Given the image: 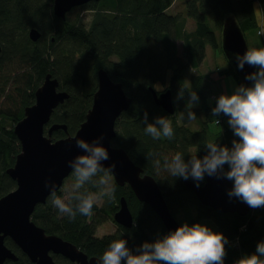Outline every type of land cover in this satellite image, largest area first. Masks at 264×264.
I'll return each instance as SVG.
<instances>
[{
  "label": "trees",
  "instance_id": "trees-1",
  "mask_svg": "<svg viewBox=\"0 0 264 264\" xmlns=\"http://www.w3.org/2000/svg\"><path fill=\"white\" fill-rule=\"evenodd\" d=\"M174 1L102 0L75 7L94 12L87 26L78 17L71 21L56 16L54 0H0V118L11 120L15 126L23 118L24 109L35 103L36 89L51 73L59 80L60 89L70 96L55 109L45 133L48 134V128L53 124H65L67 131H53L52 139L57 141L74 135L93 105L98 71L105 69L111 79L123 84L132 98L130 109L116 122L117 136L112 144L125 149L135 164L157 181L175 217L180 209L191 206L199 211L191 223L213 220L218 231L229 237L225 264H234L244 254L255 251L258 241L264 239V206L251 207L247 215L220 213L201 204L184 184L186 180L171 176L162 164L164 156L170 157L176 151H182L185 159L196 149H200L199 156L205 155L203 146L210 139L207 124L212 120L216 123L215 118L221 120L223 130L213 134L222 143L231 145L234 136L226 123L227 117L221 114L217 118L211 112L216 103V100L210 103L211 85L205 84L202 76L195 75L188 86L184 73L202 64L207 46L218 48L211 21L214 27L222 29L225 19L233 16L245 35L258 27L255 3H261L264 9V0H186V17L168 14ZM187 18L196 24L192 32L185 29ZM34 27L41 33L37 41H32L28 33ZM176 39L183 41L181 55ZM221 74H234L239 84L244 83L231 65ZM157 85L171 91L176 117L157 107L150 91V88L156 90ZM182 85L185 95L177 99ZM190 91L198 92L200 97L192 110L197 117L201 112L207 115L200 131L188 128L186 124L192 120L182 114L188 110ZM145 111L148 122H154L157 116H168L175 130L174 136L153 139L146 134ZM178 115H181V124ZM3 122L0 121V198L17 186L6 170L14 165L21 151L14 127L9 128ZM157 158L161 160L159 170L154 165ZM113 186L114 198L104 197L103 205L96 203L91 215L77 214L70 220L58 214L49 196L45 203L36 206L32 220L47 234L73 243L89 257L102 255L113 239L126 238L129 246L135 249L145 240H154L168 232L156 213L137 199L129 185L120 186L114 182ZM85 187L98 190L91 183ZM57 194L61 195V192ZM122 197L134 217L133 227L125 228L114 220L118 231L98 237V227L114 218ZM7 242L18 255V259L10 264H34L11 245L10 240ZM54 259L59 264H72L61 256H54Z\"/></svg>",
  "mask_w": 264,
  "mask_h": 264
},
{
  "label": "water",
  "instance_id": "water-1",
  "mask_svg": "<svg viewBox=\"0 0 264 264\" xmlns=\"http://www.w3.org/2000/svg\"><path fill=\"white\" fill-rule=\"evenodd\" d=\"M102 0H54L53 11L58 17L66 19L73 8L89 2ZM41 36L39 29L29 30V37L37 41ZM249 48L243 30L233 16H228L222 28V50L234 67L237 76L245 83L246 73L255 70L245 65L241 70L237 67L233 52L243 53ZM2 46L0 44V53ZM98 90L94 94L93 105L74 135L54 141L55 130L67 131L65 124L51 125L48 134L45 127L50 122L55 109L69 98L66 91L58 90L59 80L48 73L42 84L35 91V103L24 109V116L14 127V133L21 144V151L16 156L14 166L7 169V174L16 182L14 190L0 198V264L7 259L17 260V256L5 245L6 237H10L34 264H58L53 254L63 255L75 264H98V257H89L73 243L46 231L32 220L36 206L45 203L50 196V189L45 187V180L56 184L58 192L67 177L71 175L68 161L82 153L75 142L76 138L89 141L104 134L102 143L108 148L110 158L103 161L105 166L116 163L113 170L114 180L120 185H129L137 199L149 205L162 220L167 231L174 230L180 223L171 213L163 192L157 181L143 168L136 165L123 148L112 146L116 137V122L132 103L122 83L112 80L105 69L98 71ZM157 106L173 114V97L170 91L160 96L154 88H150ZM184 184L192 190L200 202L220 213H238L247 215L251 207L236 197L229 198L227 190L232 182L206 176L204 184L199 187L195 182L186 180ZM114 220L121 226L132 228L134 217L124 197L120 199V208Z\"/></svg>",
  "mask_w": 264,
  "mask_h": 264
},
{
  "label": "clouds",
  "instance_id": "clouds-1",
  "mask_svg": "<svg viewBox=\"0 0 264 264\" xmlns=\"http://www.w3.org/2000/svg\"><path fill=\"white\" fill-rule=\"evenodd\" d=\"M232 57L241 70L246 64L255 70L245 75L250 84L241 83L231 94L219 95L211 109L213 116L218 118L223 114L227 117V125L234 136L231 145L222 143L221 139H209L203 146L206 154L202 157L198 155L200 149L192 151L188 159L182 151H176L170 157L164 156L162 166L171 176L191 179L197 187L206 176L227 179L232 182L227 190L229 198L236 197L256 208L264 206V48H246L243 53L233 52ZM184 95L182 85L177 99ZM199 100L198 92H189L188 110L182 112L187 120L197 118L192 109ZM143 121L144 132L153 139L172 138L175 134L168 116H157L154 122H148L145 111ZM216 123L223 130L219 118ZM103 140L104 134L91 141L81 137L75 139L82 153L68 161L74 180L66 198L57 194L54 181L45 180V187L50 189V202L59 215L70 220L77 214L91 215L99 199L114 198L115 188L111 181L116 163L109 166L103 163L110 158ZM154 165L159 170L161 160L155 159ZM89 183L98 190H88L85 186ZM227 244L229 237L208 224L183 222L154 240L136 245L135 249L129 246L126 238L113 239L98 257V264H225ZM234 264H264V239L258 241L255 251L244 254Z\"/></svg>",
  "mask_w": 264,
  "mask_h": 264
},
{
  "label": "rangeland",
  "instance_id": "rangeland-1",
  "mask_svg": "<svg viewBox=\"0 0 264 264\" xmlns=\"http://www.w3.org/2000/svg\"><path fill=\"white\" fill-rule=\"evenodd\" d=\"M185 1L186 0H175L173 4L171 5V7L167 10L168 14H171L173 16L180 14L186 17ZM87 4H84L82 6H85ZM80 7L75 8V9L73 8L72 11L68 12L66 15V19L67 20L69 19L72 21V20H76V18L78 17L77 19H80L83 23L89 26L94 12L86 10V9H82ZM262 8L263 6L261 3L259 2L255 3V12L257 15V19H258V27L255 30L248 31L245 34L249 48L251 47L264 48V9ZM210 23L213 26V29L215 30V33H216V37L218 39V48L213 49L211 46H207L206 57L204 61L202 62V64L198 68H190L189 70H187L184 73V77H185L186 84L189 86L191 83L192 76H195V75L202 76L204 79V83L207 85H211L213 95H211L210 103H212V101L216 100V98L221 94H224V93L231 94L234 88L237 85H239V82L234 74H224V76L221 74L222 71H225L228 67H230V62L222 50V29L214 27V23H212V21ZM195 28H196V24L194 20L187 18L186 26H185L186 31L192 32L195 30ZM175 42L178 47L179 55H181L183 51V41L180 39H176ZM153 45L156 46L157 43H153ZM59 89H60V86H59ZM156 90L159 93H163L166 91V87L157 85ZM170 116L176 117L175 114H170ZM177 119H178V122L181 124L182 123L181 115L180 116L178 115ZM206 119H207L206 113L201 112L196 119L192 120L191 122H188L186 126L190 128L192 131H200L204 128L202 124ZM0 121L3 122L5 126L9 128L14 127L12 126V121L8 120L7 118L4 119L2 117L0 118ZM215 121H216V118H215ZM226 123H227V120H226ZM207 126L210 131V139H216L217 136L213 133L221 131L220 126L216 124L213 120L208 122ZM73 180L74 178L71 175L65 179V182L62 188L59 190L61 192L62 197H65V198L67 197L68 192L70 191V185L73 182ZM114 182H115L114 177H112V181H111L112 185ZM103 203H104L103 198L97 201L98 205H103ZM198 212L199 211L196 207H191V206L185 207L183 209H180L177 212L176 219L179 221L180 224L183 222L191 223L192 219L197 217ZM199 222L206 223L210 227H212L214 230L218 231L217 224L211 219H202ZM117 231H118V225L114 221V218H109L108 220L105 221L104 224L98 227L96 235L98 237H103L105 235L116 233Z\"/></svg>",
  "mask_w": 264,
  "mask_h": 264
},
{
  "label": "flooded vegetation",
  "instance_id": "flooded-vegetation-1",
  "mask_svg": "<svg viewBox=\"0 0 264 264\" xmlns=\"http://www.w3.org/2000/svg\"><path fill=\"white\" fill-rule=\"evenodd\" d=\"M173 101H174V98H173ZM190 181H193V180H191V179H189ZM194 182V181H193ZM203 182H204V180L203 181H201V183H200V185H202L203 184ZM7 240H10L11 241V245H13L14 247H16L17 249H19L22 253H23V251L19 248V246L10 238V237H6V239H5V245L17 256V259H18V255L13 251V249L11 248V247H9L8 246V242H7ZM23 254H25V253H23ZM26 255V254H25ZM54 256H61V257H63L64 259H66V260H68L69 262H71L69 259H67V258H65L63 255H58V254H53V257ZM14 261H16V260H13V259H7L6 261H5V263L4 264H10V262H14ZM56 261V260H55ZM58 263V262H57ZM72 264H75L74 262H71ZM59 264V263H58Z\"/></svg>",
  "mask_w": 264,
  "mask_h": 264
},
{
  "label": "bare ground",
  "instance_id": "bare-ground-1",
  "mask_svg": "<svg viewBox=\"0 0 264 264\" xmlns=\"http://www.w3.org/2000/svg\"><path fill=\"white\" fill-rule=\"evenodd\" d=\"M31 40H32V39H31ZM32 41H33V40H32ZM112 80H113V79H112ZM115 82H116V81H115ZM98 84H99V82H98ZM122 85H123V84H122ZM123 88H124V86H123ZM58 90L60 91L59 88H58ZM97 90H98V89H97ZM124 90H125V89H124ZM167 91H170V90H166L165 92H167ZM125 92H126V91H125ZM170 92H171V91H170ZM126 94H127V93H126ZM161 94H163V93H159V92L157 93L158 96H160ZM127 95H128V94H127ZM171 95H172V93H171ZM128 96H129V95H128ZM129 97H130V96H129ZM131 99H132V98H131ZM154 101H155V100H154ZM63 103H64V102H63ZM63 103H62V104H63ZM172 103H173V101H172ZM131 104H132V103H131ZM173 107H174V103H173ZM90 109H91V108H90ZM90 109H89V110H90ZM162 109H164V108H162ZM164 110H165V109H164ZM165 111H166V110H165ZM166 112H167V111H166ZM87 113H88V112H87ZM123 113H124V112H123ZM167 113H169V112H167ZM174 113H175V107H174V112H173V114H174ZM169 114H170V113H169ZM86 115H87V114H86ZM119 118H120V117H119ZM119 118H118V119H119ZM50 120H51V119H50ZM16 124H17V123H16ZM16 124H15V125H16ZM48 124H49V123H48ZM48 124H47V125H48ZM14 127H15V126H14ZM50 127H51V126H50ZM50 127L48 128V131H49ZM45 128H46V127H45ZM116 133H117V128H116ZM116 136H117V135H116ZM17 138H18V137H17ZM115 138H116V137H115ZM115 138H114V139H115ZM114 139H113V140H114ZM18 140H19V139H18ZM113 140H112V142H113ZM112 146H113V144H112ZM115 148H122V147H115ZM124 150H125V149H124ZM125 151H126V150H125ZM15 161H16V160H15ZM134 163H135V162H134ZM14 164H15V163H14ZM13 166H14V165H13ZM144 173H145V172H144ZM67 178H68V177H67ZM203 184H204V183H203ZM126 185H127V184H126ZM124 186H125V185H124ZM186 187H187V186H186ZM162 192H163V191H162ZM163 195H164V194H163ZM195 195H196V194H195ZM196 196H197V195H196ZM124 198H125V197H124ZM197 198H198V197H197ZM199 201H200V200H199ZM200 203H201V202H200ZM201 204H202V203H201ZM119 206H120V205H119ZM129 209H130V208H129ZM151 209H152V208H151ZM152 210H153V209H152ZM130 211H131V210H130ZM153 211H154V210H153ZM131 213H132V212H131ZM156 215H157V214H156ZM157 216H158V215H157ZM173 216H174V215H173ZM158 217H159V216H158ZM175 218H176V217H175ZM160 220H161V219H160ZM161 221H162V220H161ZM134 222H135V221H134ZM162 223H163V222H162ZM163 225H164V224H163ZM123 227H124V226H123ZM164 227H165V226H164ZM125 228H126V227H125ZM165 229H166V228H165Z\"/></svg>",
  "mask_w": 264,
  "mask_h": 264
}]
</instances>
